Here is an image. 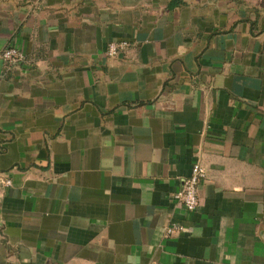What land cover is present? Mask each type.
Returning <instances> with one entry per match:
<instances>
[{"label":"crops","instance_id":"obj_1","mask_svg":"<svg viewBox=\"0 0 264 264\" xmlns=\"http://www.w3.org/2000/svg\"><path fill=\"white\" fill-rule=\"evenodd\" d=\"M8 45L0 264H264V0H0Z\"/></svg>","mask_w":264,"mask_h":264},{"label":"built area","instance_id":"obj_2","mask_svg":"<svg viewBox=\"0 0 264 264\" xmlns=\"http://www.w3.org/2000/svg\"><path fill=\"white\" fill-rule=\"evenodd\" d=\"M128 43L125 41H109L106 47V54L109 57H116L124 53ZM0 58L7 64H15L24 60L25 56L19 47L8 45L0 53ZM206 176V168L202 163L196 161L191 167V171L184 178L181 188L174 193V198L179 201L185 210L192 212L198 205V189L201 180ZM4 183L9 185L10 180H5ZM179 226L175 223L168 224L164 232L171 234L178 230Z\"/></svg>","mask_w":264,"mask_h":264}]
</instances>
